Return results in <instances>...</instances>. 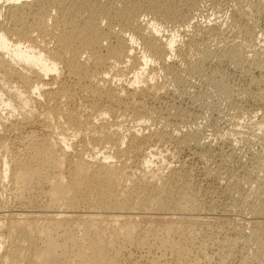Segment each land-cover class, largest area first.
<instances>
[{
	"label": "bare ground",
	"instance_id": "6f19581e",
	"mask_svg": "<svg viewBox=\"0 0 264 264\" xmlns=\"http://www.w3.org/2000/svg\"><path fill=\"white\" fill-rule=\"evenodd\" d=\"M192 1H1L0 10L5 7L7 14L5 13L4 16L8 18H0V82H4L7 78V68L20 67L21 71L28 72L25 73L24 85L30 94L27 98L24 95L25 90H21V87H8L6 97L0 93V110L15 109L16 106L19 110H23L31 97L39 103L43 99L45 103L44 108L41 107V109L44 112H39L40 114L34 112L33 115H37L34 120V117L31 118L30 133L35 134L37 125L45 126L51 117L57 121L56 124L52 122L57 125V128L50 122L52 119H49V122L54 129L59 128V134L56 139L51 132L56 140L46 134L47 137L41 138V136L39 137L41 139L34 138V140L29 137L33 139L30 145L31 154V147L28 150L29 159L25 158L26 153L24 158L21 157L22 159L19 160L18 157L21 155L19 153L22 150L19 149L18 160L14 159L12 168L13 154L11 156V152L9 154L5 151L10 155V161L7 156L0 165V182L3 181L1 187L5 186L4 180L9 178L7 181H11L12 184H10L16 191L13 190L14 194L17 193L20 197L25 194L23 189L41 176L48 190L45 188L47 202L45 206H41L42 209L37 207L39 210L28 211L27 209L18 213L13 211L3 213L0 209L2 211L0 264H142V257L122 259L121 251L124 245L141 248L145 246V240H147L145 237L149 241L151 236L153 237L150 239L154 238V243L159 244L158 248L161 247L165 249L164 251L169 250L173 256L175 255L176 264H185L182 243L176 239L181 235L178 234L179 228L183 227H179L177 223L191 218L185 209L189 205L196 206L197 196L186 192L183 183L181 185L182 179L178 176L180 173L178 168L181 164L172 166L171 162L166 164L164 162V166L152 167L151 159L152 157L166 159V153H162L164 149L159 148L160 142L163 143L166 139L175 140L181 147L189 145L202 147L209 144L200 139L196 140L194 132L182 131L177 124L175 127L172 125L173 128L170 127V119H183V109L175 106L171 109L166 108L165 117L162 114L164 112L159 113L154 109L156 105L153 107L144 101L146 98L153 101L162 100L167 95L168 89L165 84L168 83L157 82V71L163 72L164 75H162L166 76L164 78L181 88L182 93H189L190 90L187 91V88L183 86L185 72L195 74L213 55L214 50L212 51L209 45L200 46L194 38L195 34L192 33L194 35L188 38L187 31L189 26H192L199 30V32L196 30L198 33L208 34L207 37L218 35L220 38L221 24L212 17L207 19L204 25L199 22L193 23L192 12L196 4ZM22 13L30 16L31 19L27 21V17H22ZM48 15L53 17L51 23L47 21ZM143 15L145 17L150 15V19L145 23L141 19ZM164 23L172 25L175 31H171L170 34L164 33ZM180 34L188 38L187 41L186 38L184 40L190 50H200L199 57H195V60L188 58L189 51L188 54L185 53L187 50L183 52L185 45H183L185 47H178L182 44L177 46ZM221 50H223L222 55L226 57L245 56L239 43L228 44ZM177 53L180 56H177ZM141 97H145V100L140 99ZM73 98L81 100L78 108L83 115H79L77 108L69 107L74 101ZM173 98L175 100L176 97L173 96ZM126 113L127 117L129 114L130 119L140 121L143 128H149L151 125L146 123L142 125L144 121L149 123L148 120H156L162 125L160 130L157 128L147 132L140 129L139 125L135 126L136 128H130L128 134L130 154L123 146L125 129L114 121L121 114L126 115ZM107 116L113 121L103 120ZM134 122L138 123L135 120ZM165 129L168 131L165 132ZM177 131L182 133L177 134ZM77 136L81 139L78 140L80 147L68 160L69 155H72L70 151H75L70 148L75 145L74 139ZM30 141L27 140L28 143ZM4 144H2L3 147ZM22 151H25L24 148ZM146 152L151 159L144 158ZM6 153L5 155H8ZM159 167L163 168L162 170L167 169L168 174L161 170L156 172ZM262 179L251 180V183L248 180L247 186L251 187L253 184L255 187L254 190L252 189L255 193L252 196L255 197L259 192L264 194V179ZM45 183L43 182V185ZM8 187L11 186L8 185ZM171 187H174L176 192L175 199L171 197V190H169ZM238 201L236 203L234 201V204L232 203L233 205L225 211L228 213L234 208L235 211L238 209L241 217L239 220H244L245 215L250 216L252 220L246 221L250 224L248 226L253 228L250 235L255 245L254 256L263 263V204L259 201H250L248 207L245 205L246 210H241L242 206H238ZM4 207L1 208L4 209ZM142 221H149V224L151 222L150 225L148 224L149 229H142L143 231L139 229L142 224L139 222ZM229 234H224L221 245L218 244L221 247L220 250H226V253L220 251L224 255L220 256L219 264H226L227 258L232 255L233 247L238 241L236 237L232 238ZM149 264L164 263L152 259Z\"/></svg>",
	"mask_w": 264,
	"mask_h": 264
},
{
	"label": "rangeland",
	"instance_id": "374dc122",
	"mask_svg": "<svg viewBox=\"0 0 264 264\" xmlns=\"http://www.w3.org/2000/svg\"><path fill=\"white\" fill-rule=\"evenodd\" d=\"M1 1L2 0H0V3ZM193 1L192 2L196 4L194 6L195 9H193L192 12L193 23L199 22L204 25L207 23L209 19L214 18L213 20L216 19L215 21H219L221 24L220 26L221 34H219L220 38L218 35L207 37L209 36L208 34L203 35L204 33H202L201 31H200L201 33H198L199 30L192 28V26L191 27L189 26V30L187 31V33L189 34L191 33L190 35L189 34L187 35L188 38L195 34L196 37L194 38L196 41L199 42L200 46L209 45L210 46L209 48L212 51L214 50L212 57L208 61H206L205 64L203 63L204 67L201 66L202 68L200 67L199 68L200 70L197 71L195 74L189 72L190 74L187 73L188 74L187 75L186 74L187 71L185 72L184 74L185 85L183 86L187 88V91L190 90L189 93L188 92L182 93L180 90L181 88H178L171 81H168L166 78H164L166 76H163L164 75L163 72L157 71L156 72L157 82L160 81V83L162 84L168 83L165 84V86H167L166 89H168L169 91V92L166 91L167 92L166 97L162 98L163 101L162 100L153 101L152 99L149 98L148 99L146 98L145 100V97H141L140 99H142L143 101L145 100L144 102H146V104L150 106L152 105L154 107L156 105L154 109L157 110L159 113L164 112L162 114H164L163 116L165 117H166L165 115L166 108L171 109L176 107L181 110L183 109V115H182V117L184 116L183 119L182 120L179 118L170 119L169 120L170 127L172 125L173 127H175L177 124L180 127V130L182 131L184 130L187 132H191V131L194 132V135L196 134L195 135L196 140L199 139L201 141L203 140L202 142H207L209 145L206 144L208 146H202V147L200 146L194 147V145L181 147L176 144L175 140L166 139L163 143L160 142L159 145V148L161 147L160 148L161 150L164 149L162 150V153L163 152L164 154L166 153L165 160L164 159L161 160L160 157L159 158L152 157L151 159V157L147 152L144 153V158L148 159L150 157V159L153 161L152 167H157L162 165L164 166V162L165 164L171 162L172 166H178V164H181V166L178 168L180 169L179 170L180 173L178 172L180 175L178 174V176L180 177V179H182L181 185L183 183L184 186L183 188L185 189V191L186 192L188 191V193L190 194L193 193L192 195L197 196L196 198L198 200V203L200 201L199 204L198 203L196 204V206L198 205L197 207L196 206L191 207L189 205L191 207L189 208V206H186L187 209H185V211L186 213L189 212L188 215L191 217L190 218L191 220L190 219H186V221L181 220L180 221L181 223L179 222L180 224L177 223L179 227L181 226L184 228V229L179 228L180 231L178 232V234L181 235L180 236L178 235L179 237L177 236L178 238L176 239L181 241L182 243V248L185 253V262H184L185 264H219L220 256H222L223 253H226L225 249L220 250L221 247L219 246L221 245V241H222L221 238H223L224 234L227 233L228 234L230 233L229 235L232 238L236 237L238 241L236 242L235 247H233L234 254L232 253L231 255L232 257L229 256V258H227L226 264L227 262L228 264H241V262L242 264H258L260 262L254 256L255 245L253 244L252 237L250 235V232L252 231L253 228L251 226H248L250 224H248V222L246 221V220L251 221L252 219L250 218L249 215L247 216L245 215L244 220H239V218L241 217L239 216L240 213L238 212V209L235 211L234 208V210H230L231 212L229 211L228 213L225 210L230 208L234 204V201L236 203L238 200H239L238 206L239 207L242 206L241 210L244 209L246 210L250 201L253 202L259 201V203L263 204L264 207V203H263L264 194L259 192V194H256V196L258 197V195L260 196V194L261 196L258 198L256 196L254 197L252 196L253 194H255L252 191V189L253 190L255 189L254 185L252 184L251 186L252 188L247 186V183H249L248 180H250L251 183L252 181L257 180L258 178L260 180L262 178L264 179V35H263L264 34L263 32L264 31V0H193ZM0 11H2L0 13L1 15L0 18L2 17L1 19L8 18V16H4L6 13L5 7H2ZM48 16H47V21L48 23H51L53 17L52 16L48 17ZM149 16L150 15L145 17V15H143V18L141 16L143 23H145L146 20L150 19ZM22 17H27L26 18L27 21L31 19L30 16L26 15L25 13H22ZM144 17L146 19H144ZM168 24L169 23L166 24L164 23L163 25L165 29L164 33L167 32L166 34H170L173 31H175L172 25L170 24L168 25ZM192 30L194 32H192ZM182 35L183 34H180V36L178 35L179 41L177 42V46L179 44L182 45H179L178 47L180 46L182 47L183 45H185L186 47L183 46L185 47L183 48L184 49L183 52H185V50H187L185 53L189 51L190 54L188 58L190 57V60L192 59L193 61L199 57L200 50L199 51L198 50L196 51V49H194L193 51L190 50L186 45V41L188 38ZM185 38L186 41L184 40ZM231 43H236V44L239 43L240 48L245 56L226 57L222 55L221 51L223 50L221 49H224V46ZM177 56L180 55H178L177 53ZM177 56L176 58L178 59ZM25 73L28 72L21 71L20 67L7 68V74H6L7 78L4 79V82L6 83H4L1 80L3 83L0 82V88H2L0 89V91L2 90V92L0 93H3L4 97H6L5 96L6 91L10 87L11 88L21 87V90L23 89L25 90V93L24 92L23 93L28 98L27 95L30 94V92L27 90L26 86L24 85ZM172 95L176 97L175 100ZM29 100L30 101H28L27 106H25L23 110L21 109L19 110L17 106L15 107V109L7 108L0 110V136H1L0 146H2L0 147V154L2 155V156L0 155V165H2L4 158L9 156L7 157V159L9 160L10 155L12 156V154L13 157L11 159L13 160L11 161L12 163L10 162L11 168L13 166V163L15 162L14 159L18 160L19 158L20 160L21 157L24 158L26 153H27L26 155L27 157L25 156V158L29 159L30 154L32 152V147L30 145L32 144L34 138L41 139L46 135H49L53 139L54 136L57 139V136L59 134L58 131L59 128L56 129L57 125L55 124L57 123V121L51 117L49 119L52 120L50 121L48 119L47 120L48 123L46 122L45 124L47 128L45 126H40L38 124L37 125L38 127L36 128L35 131L37 134L30 133V129L32 128L31 118L34 117L33 118L34 120L37 114L44 112V110L41 109V107L44 108L43 105L45 102L42 99L39 103L35 99H33V97H31V99ZM72 100H71L72 104L70 102L71 106L69 107L74 109L77 108L79 115H83V112H81V110H79L78 108L79 104L81 103L79 101L81 100H79L78 98H73ZM34 112L36 113L38 112V113L37 114L35 113L36 115L34 116L33 115ZM123 115L124 114H121L122 117ZM121 116H119V118L114 121L117 122L116 124L122 126L123 129H125L124 130L125 139H123L125 141L123 146L128 150L127 152L128 154H130L129 152L130 145L128 147V143L130 144V142H128L130 141L128 136L130 132V128H134L135 126L138 127L139 125L140 129H143L144 132H147V130H151V129L157 130V128L158 130H160L161 122L158 123V121L156 120H153L154 122L152 120H148L149 123L145 121L144 122L141 121L142 125H144L145 123L148 125L151 124L149 128L148 127L143 128V126L141 127V124L139 123L140 121L138 122L136 119H134L136 122H138L135 123L133 119H130L129 114H128L129 118L127 117V113L126 115H124L125 117L122 118ZM108 117L109 116L104 117L103 120L106 119L108 121L109 119V121L112 122L113 119ZM59 119L62 120V118ZM11 120L12 122H10ZM162 120L163 119H161V121ZM49 121L51 123L55 122V124L52 123V125L56 127L55 129ZM51 127H53V129ZM48 130L50 131L48 132ZM166 131L168 130L165 129V132ZM182 131H177V134H181ZM51 132L53 133L54 136L51 134ZM30 134L33 135L34 137L31 136ZM35 135L37 138L35 137ZM29 137L30 138L32 137L33 139L31 140ZM27 140L28 142L31 140L30 143H28ZM74 140H75L74 141L75 145H73V148L71 147L70 149L75 151H70L72 155L71 154L69 155L68 160L70 159V157L72 158L75 155L74 153H77V150L79 149L78 147H80L78 146L80 143L78 140L81 139H79V137L77 136L75 137ZM2 144L5 145L4 146L5 149ZM23 145L24 146L26 145L28 149L26 146L24 147ZM12 148L18 151L16 152ZM23 148L25 151H22ZM19 149H22L20 150L21 153H19L22 156L19 155V157L17 158ZM28 150H30V154ZM5 151L9 152V154L11 152V154L9 155ZM5 153L8 155H5ZM162 169L163 168L159 167L156 170V172L164 171L165 174H168L169 171L167 169L165 170ZM46 171H49V169H46ZM42 173H44L43 170ZM40 178L42 177L39 176V178L32 181L29 184V186L26 187L27 189L24 188L26 189V190L23 189V192L25 194L21 195L20 197L19 195H17V193L14 194L13 190L15 191V189L12 188L13 186L11 185L12 184L11 181L10 180H8L9 182L7 181V179L9 178L4 180L5 186L3 187H1L3 181L2 183L0 182L1 185L0 205L3 203L0 206V209L3 211V213L7 211L9 212L13 211L15 213H18L21 212L22 210L27 211V209L28 211H36L38 208L42 209V207L45 206L47 202L46 191L48 190L47 189L48 186L45 183V180H43V178L42 179ZM180 179L178 178L177 180L179 181ZM184 181L187 183L186 187H185L186 183H184ZM35 182H37V184ZM43 182L45 183L44 185ZM33 183L34 185L37 186L32 185ZM8 185L11 187H8ZM31 185L33 187H31ZM28 188H30V190ZM45 188L47 189L46 191ZM173 188L171 187V189L169 190H171L170 191L172 195L171 197L175 199L176 192L174 191ZM190 188L192 192L190 191ZM42 189L45 192V194L42 191ZM23 198L25 199L23 200ZM24 202L26 203L24 204ZM245 202H247V204ZM1 207H4V209ZM1 210H0L1 212L0 216H2ZM143 222L146 224H144ZM186 222L188 224H186ZM139 224H138L139 229L141 228V230L142 229L145 230L149 227L151 222L149 224V221H142L139 222ZM238 227L239 228L241 227L243 230L241 228L239 229ZM249 227L251 229H249ZM230 230L233 231L231 232ZM181 232L183 233V235ZM239 236H241V238H239ZM152 237L153 236L149 237V241L148 238L145 237L147 240H145V244H144L145 246L141 247L142 249L136 248L135 246L124 245L125 250L123 249V251H121L122 259H124V257L125 259L126 257L127 258L130 257V259L135 257L136 259L138 257H139L138 259H140L142 257L141 258L142 264L143 263L149 264V261L152 259L156 261L158 260L159 263L176 264L177 259H175L176 258L175 255L173 256V254L169 250L164 251L165 249L163 250V248L161 247L158 248L159 244H157L156 242L154 243L155 239L154 238H153L154 240L150 239ZM150 240H152V242ZM202 244H204L206 248ZM220 251L223 253H221ZM243 257H245V259H243Z\"/></svg>",
	"mask_w": 264,
	"mask_h": 264
}]
</instances>
